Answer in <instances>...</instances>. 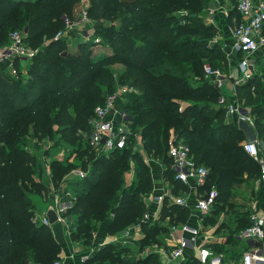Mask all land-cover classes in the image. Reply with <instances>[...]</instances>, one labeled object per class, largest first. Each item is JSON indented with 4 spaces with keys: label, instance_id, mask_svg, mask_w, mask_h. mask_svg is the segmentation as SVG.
<instances>
[{
    "label": "trees",
    "instance_id": "obj_1",
    "mask_svg": "<svg viewBox=\"0 0 264 264\" xmlns=\"http://www.w3.org/2000/svg\"><path fill=\"white\" fill-rule=\"evenodd\" d=\"M81 2L0 0V48L18 30L29 46L38 49L25 73L0 74V264H51L61 258V245L51 226L35 220L33 196L48 187V180L36 176L42 155L49 156L56 184L74 169L87 171L83 178L73 175L65 190L74 194L66 196L73 200L66 214L77 220L71 236L89 245L99 223L112 212L110 232L143 220L155 184L147 154L165 164L164 174L174 184V192L186 189L175 177L168 154L170 145L179 140L191 147L197 163L209 168L200 191L215 186L219 192L204 218L209 236L229 231L224 241L208 238L203 245L228 254L226 242L237 241V233L251 223L252 212L230 197L236 194L235 186L261 178L262 169L244 147L245 134L237 117H226L225 105L219 104L221 89L204 78L205 59H213L214 65L226 60L215 41L220 29L198 14L204 8L201 0H90L86 11L94 21L93 32L71 49L68 34L78 36L74 28L67 29V20L77 18ZM241 19L237 9L233 24ZM60 31L67 35L56 38ZM99 36L111 50L95 56L91 47ZM15 64L21 69L19 59ZM116 64L124 70L116 71ZM122 85L132 87L118 102L134 129L131 142L121 149L97 152L84 138L90 131L89 119L95 107ZM262 88L254 80L237 86L238 99L247 101L250 108L242 107L252 114L258 140L264 142ZM134 133L139 134L142 149H134ZM29 137L39 143L37 152L26 145ZM48 141L51 150L43 146ZM62 142L67 145L61 146ZM58 148L65 155L55 153ZM132 169L134 176L128 181L126 174ZM223 213L226 219L220 221ZM190 216L191 208L166 197L159 217L142 221L145 236L140 246L159 241L161 232L188 222ZM118 247L112 242L96 246L87 262L132 263ZM141 260L159 264L156 253ZM183 264L204 263L196 253Z\"/></svg>",
    "mask_w": 264,
    "mask_h": 264
},
{
    "label": "built area",
    "instance_id": "obj_2",
    "mask_svg": "<svg viewBox=\"0 0 264 264\" xmlns=\"http://www.w3.org/2000/svg\"><path fill=\"white\" fill-rule=\"evenodd\" d=\"M238 11L242 15L241 21L233 28L234 44L233 48L239 51L241 75L237 78V84L243 82V79L250 77L252 68L251 59L253 55L264 48V0H239L237 5ZM83 15L78 20H67V29H71L76 24L85 23L90 20L86 10H83ZM89 35V33H86ZM67 35V32L60 31L55 36L56 38ZM70 36V34H68ZM11 42L0 48V61L8 60L11 56H25L34 57L38 49L32 48L25 41V34L21 31L15 30L10 35ZM88 39V37H87ZM13 74H17V70L13 68ZM205 74L213 78L216 84L223 93L219 98V104L225 105L226 115L228 118L232 116L243 117L251 124L253 123L252 114L243 108L237 101H229L227 96L222 91L224 82L226 81L225 71L219 67L211 65L204 66ZM132 90L128 85L120 86L116 92L108 94L106 100L102 104L95 107L93 115L89 119L90 131L84 133V138L88 139L91 145L97 152H110L114 149L124 148L131 142L133 130L130 126L128 113L118 106V102L123 99V93ZM228 101V102H227ZM245 110V112H244ZM136 138L132 142L134 149L139 150L143 148L140 136L134 133ZM131 144V143H130ZM48 150L50 145H43ZM40 147V145H35ZM244 147L250 155L257 158L261 163L262 177L264 178V152L259 147L257 142H246ZM28 148L33 151L32 147ZM36 150V149H35ZM168 154L171 157V168L174 171L175 177L183 183H193L194 193V207L200 214L199 224L192 225L189 222H182L170 225L173 231L181 230L184 234H180L177 239V244L173 247H164V254L175 260V264H183L185 250L187 248L197 249L201 262L204 264H223V254L215 252L211 247L199 246L198 239L204 230V218L212 211L218 197V189L214 186L209 191H200L207 183L209 168L203 163H197L191 151V147L183 140H179L170 145ZM154 158L151 155L145 156V161L149 164L150 160ZM44 166L48 168V187L43 192L47 199H52V205L55 207L58 214H64L68 208L73 205L72 199H67V195H74L72 191L65 190L66 184L69 183L61 181L56 184L51 176V169L49 165L50 159L46 156H41ZM133 172L134 176V171ZM74 178H83L87 171L82 168L73 170ZM133 178V177H132ZM65 179V178H64ZM67 180V179H65ZM173 185L162 187L160 191H154V201L158 204H163L164 199L168 197L172 203L181 206H189V198L187 195H178L172 189ZM154 190V188H153ZM152 190V191H153ZM69 200L71 203L68 204ZM202 214V215H201ZM143 219L149 220L148 212L146 211ZM42 223L49 224L46 215L42 217H35ZM188 233V234H186ZM239 239H247L258 242L257 245L247 249L243 253V264H264V212L252 214L251 223L237 233ZM147 252V251H146ZM51 264H66L63 260L57 259Z\"/></svg>",
    "mask_w": 264,
    "mask_h": 264
},
{
    "label": "crops",
    "instance_id": "obj_3",
    "mask_svg": "<svg viewBox=\"0 0 264 264\" xmlns=\"http://www.w3.org/2000/svg\"><path fill=\"white\" fill-rule=\"evenodd\" d=\"M87 2V1H86ZM217 4V3H216ZM220 4H217V8H215L214 10L209 9L208 10V14H206V21L210 20L214 25H216L219 29H220V34L217 36V38H215V41H218V43L221 45L222 49H225V44H227V47L229 45L234 44V37H233V28L231 27V24H229V21H227V17H223V7L219 6ZM79 9L81 8V3L79 4ZM79 12V11H78ZM214 13H216V15H214ZM220 16H222V18H220ZM235 20V17L233 18V22ZM232 22V23H233ZM236 24H233V27H235ZM82 29V27H74V29L78 30L80 32L78 36L79 39H85V37H83V35L81 34L80 29ZM228 28V29H226ZM222 30V31H221ZM87 31H84V35H86ZM90 33V32H89ZM73 35V34H72ZM87 37L89 35H86ZM69 38V42L71 41V39L73 37L70 38V36H68ZM231 41V44H230ZM11 42V40H10ZM9 42V43H10ZM226 50V49H225ZM257 53H262V55L264 56V48L261 49L260 51H257L253 57L256 56ZM232 56V55H231ZM262 56V57H263ZM230 57V55H229ZM240 58H241V54L239 51H234V56L232 58L233 64L236 66L237 70H238V74H241V69H240ZM264 58V57H263ZM262 58V59H263ZM19 59L20 60V67L21 69H19L16 64L15 61ZM30 62V58L29 57H23V56H11L9 57L8 60L5 61H0V74L4 73V71L9 72L11 75L16 76L17 74H13V68H15L16 70H20L23 73L26 72L28 65H26L27 62ZM29 64V63H28ZM18 73V72H17ZM226 81L224 82V88L222 87V91L224 92V94L227 96V99L231 102L233 101H237L238 100V89L237 86L238 84L235 83V88L232 91L228 90L227 84L225 85ZM226 86V87H225ZM237 98V100H235ZM230 119V118H229ZM237 121H238V117H237ZM254 118H253V123L255 126V122H254ZM49 144H52L51 141H48ZM46 142V144H48ZM258 145L261 146L260 148L262 149V151L264 152V142L263 141H257ZM52 145L49 146L48 150L52 149L51 148ZM59 151V150H58ZM55 153H59L58 155H60V152L54 151ZM47 160L49 158L46 157ZM149 165L151 166L152 172H153V176H154V180H155V184H154V190L151 192V194L147 197V203H148V217L152 218V219H157L159 217V212L161 210L162 205L158 204L154 201L153 197H154V191H160V189H162V187H167V186H171L174 184L165 176L164 174V170H165V164H163V162L159 159V158H152L150 160ZM50 166V165H48ZM48 168L47 166H44L43 161H41L40 163V167H39V171L37 172L36 176L37 179L39 178H44L46 180H48V174L47 171ZM133 170V169H132ZM74 175V172L72 171L71 173H69L68 175L65 176V179H63V182H66L68 180H73L72 176ZM128 175L131 176L132 180L133 178V172L129 171L126 174V177L128 178ZM46 183L48 184V181H46ZM253 184H255L254 189L253 186L250 185L251 188V199L248 202V206L252 209L251 212V216L252 214H256V213H263L264 212V178L261 176V178L257 179L255 182H252ZM186 185V189H179L177 193L178 195H187L188 196V200H189V208H191V216L189 218V223L192 225H197L199 224V216L200 214L195 210L194 207V193H195V189L193 186V183H184ZM67 185V184H66ZM246 185V184H244ZM243 185V186H244ZM252 186V187H251ZM40 197H44V199L48 200L43 194H34ZM50 201V205H52V199H49ZM65 201H68V204H70L71 202L67 199H65ZM35 202V211H36V217H42L44 215H46V211L42 210V208L39 207V205H37L36 200L34 199ZM172 203V202H171ZM145 214V213H144ZM202 215V214H201ZM60 219L55 222L54 224H49L51 226L52 232L55 236V238L58 240V242L61 245V255H60V259L63 260L66 264H91L87 262V259L90 257L91 253L93 252V250L96 248V246H100V245H104L107 243H114V244H118L119 245V249L121 251V255L122 256H127L133 259V262L130 264H149L147 262L142 261V258H145L147 256H149L151 253H156L157 254V261L159 262V264H175V260L171 259L169 256H167L166 254H164V247H173L177 244V239L178 236L180 234H184L185 232L178 230L173 231L171 228H169L168 232H161L158 236V240L159 241H155L154 243H151L147 246L141 247L140 246V240L145 236V232L142 228V221L144 220H137L135 223H132L131 225L127 226L126 228L118 231V232H110L109 231V223L112 219L113 216V212L111 213V216L108 217L107 219L101 221L97 227V230L94 232V236L92 239L91 244L87 245L81 241H76L73 240L72 236H71V232L72 230L76 227V217L70 216L68 214H66V212H64V214H60ZM204 221V220H203ZM59 226V227H58ZM170 227V226H169ZM209 231H207L206 227H204V230L202 231L201 236L198 239V245L199 246H205L203 245L207 239L209 238ZM188 234V233H186ZM213 239H220L223 240L225 239V234L219 233L216 235H211ZM244 240V241H242ZM264 243V241H263ZM258 242L256 241H250L247 239H239L237 237V241L231 243H227L225 244L226 248L229 250L231 248L234 247V245L237 246V262H239V264H243V253L257 245ZM233 246V247H232ZM206 247V246H205ZM147 251V252H146ZM198 254L199 252L197 249H190L187 248L185 250V255H184V259L182 261V263L185 262L186 259H188L189 257H191L193 254ZM130 254V255H129ZM229 254V253H228ZM228 254H223V264H234V260H236L233 257H230ZM92 264H109V260H105L103 262H98V263H92Z\"/></svg>",
    "mask_w": 264,
    "mask_h": 264
},
{
    "label": "rangeland",
    "instance_id": "obj_4",
    "mask_svg": "<svg viewBox=\"0 0 264 264\" xmlns=\"http://www.w3.org/2000/svg\"><path fill=\"white\" fill-rule=\"evenodd\" d=\"M238 1L239 0H205V1L201 0L200 7L203 5L204 8L201 7L202 9L200 10V12L198 11V14H200L206 20V17H207L206 14H208V10L209 9L214 10L215 8L218 7L217 4H220L219 6H222L223 9H224L223 10V17H227V21H229V24H231V27L234 28L233 27V23H231V19L233 17H235V19H236V17H237ZM89 4H90V0H82L81 8H80L79 12L77 13V18L75 20L80 19V17L83 15V13H82L83 9L86 10L88 8ZM186 12H187L186 10H182L181 11V13H183V14H185ZM214 15H216V13H214ZM220 18H222V16H220ZM206 22L212 23L210 20H207ZM93 23H94V21L90 18V20L88 22L76 24L74 27H78V26L82 27V29L79 28L80 31H81V34L83 35V37H85V39H87L86 35H88V34L84 35L83 32L84 31H87L86 33L90 32L89 33V35H90L93 32V28H94ZM236 24H237V22H236ZM104 25L106 26V25H108V23L104 22ZM74 27H72V28H74ZM226 29H228V28H226ZM76 31H77V35H79L80 32L78 30H76ZM71 37H73V38L69 42L70 48L71 49H75L76 46H77V41L79 40V38L74 36V35H72V34H70V38ZM67 39L69 40V38H67ZM94 42L95 43L91 47V50H92V54L95 55V56L96 55H100L104 51L107 52V51L111 50L110 47L108 46L107 40H103V38L100 37V36L96 37ZM230 44H231V41H230ZM6 45L7 44H5L4 46H6ZM225 49L223 51H224L226 60H224L223 62H220L219 60H217L216 64L214 65L213 59H205L204 64H203V68L207 64V65H211L213 67H219V68L223 69L225 71L224 74L226 76L225 85L227 84L228 90L232 91L235 88V82H236L237 78H239L241 74L240 73L238 74V70H237L236 66L233 64V61H232V58L234 56V51H236V50L232 47V44L229 45L228 47H227V44H225ZM229 55H230V57H229ZM262 56H263L262 53H257L255 57H252V59H251L252 68H251V71H250V77H248L246 79H243V82H241V83H245V82H248V81H251V80H254V82L257 83V85H259L261 83L263 85L262 92L264 93V71H262V67H264V58H263L264 56L263 57ZM28 63H29V61L26 63V65H28ZM113 67H114V69L116 71L117 70L118 71L124 70V66H122L121 64H116ZM204 78L208 79L209 81H211V82L216 84L215 80H213V78H211V77H208L205 73H204ZM254 78H257V79H254ZM241 83H239V84H241ZM223 88H224V85H223ZM237 95H238V92H237ZM235 100H237V98ZM229 101H230V99H229ZM237 102L241 106H243V105L245 106L246 105V106L249 107V105L247 104L246 100L239 101V99H238ZM244 103H246V104H244ZM226 117H227V115H226ZM132 130H134V129L132 128ZM26 145L32 147L33 151L37 152V150H35L36 148L34 146H32V145H39V143H37V141L34 138L29 137L28 138V143ZM45 145H51V144L48 143V144H45ZM64 145H67V144L62 142L61 146H64ZM58 150H55V151L60 152L61 154L63 153V155H65V150H63V149L60 150L59 148H58ZM130 179H131V176L128 175L127 180L130 181ZM246 183H249V185H252V186L254 185L255 186V184H253L252 182H246ZM249 185L246 184L244 186L243 185L235 186L236 194H235L234 197H230V200H232L233 203L237 204L238 206H243L244 205L246 207H249L248 206V202L251 199V188H250ZM254 186H253V189H254ZM33 198L36 200L37 205H39V207L42 208V210H44V209L46 210L50 206L49 199L46 200V199H44V197H40V196H37V195H34ZM226 216L227 215H225L223 213V216H221L220 221L222 219H226ZM228 232H229L228 230L224 229L223 234H225V236H226ZM209 238H212V236H209ZM235 238H236L235 240H237V237H235ZM242 241H244V240H242ZM230 242L233 243L234 241H230ZM225 248H226V246H225ZM228 253H229L228 255L230 257L234 256L233 258L236 259V260H234L232 262H234V264H239V262H237V246L234 245L233 248L228 250ZM109 264H112L111 261H109Z\"/></svg>",
    "mask_w": 264,
    "mask_h": 264
},
{
    "label": "water",
    "instance_id": "obj_5",
    "mask_svg": "<svg viewBox=\"0 0 264 264\" xmlns=\"http://www.w3.org/2000/svg\"><path fill=\"white\" fill-rule=\"evenodd\" d=\"M238 126L240 127L241 130H243L245 134L246 142H257L258 141V136L255 130V126L251 124L247 119L243 117H239ZM46 217L48 219L49 224H54L60 219V216L53 205H50L48 207L46 211Z\"/></svg>",
    "mask_w": 264,
    "mask_h": 264
}]
</instances>
